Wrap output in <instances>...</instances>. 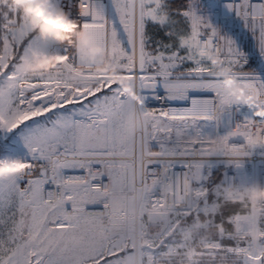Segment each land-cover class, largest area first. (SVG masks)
<instances>
[{
  "label": "snow or ice",
  "instance_id": "obj_1",
  "mask_svg": "<svg viewBox=\"0 0 264 264\" xmlns=\"http://www.w3.org/2000/svg\"><path fill=\"white\" fill-rule=\"evenodd\" d=\"M0 264H264V0H0Z\"/></svg>",
  "mask_w": 264,
  "mask_h": 264
}]
</instances>
